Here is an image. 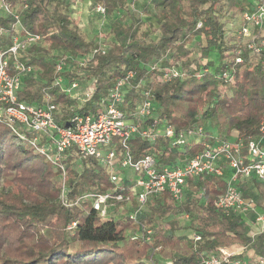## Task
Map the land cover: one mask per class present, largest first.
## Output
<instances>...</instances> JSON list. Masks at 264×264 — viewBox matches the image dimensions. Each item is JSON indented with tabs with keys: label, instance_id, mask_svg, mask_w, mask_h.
I'll return each mask as SVG.
<instances>
[{
	"label": "trees",
	"instance_id": "16d2710c",
	"mask_svg": "<svg viewBox=\"0 0 264 264\" xmlns=\"http://www.w3.org/2000/svg\"><path fill=\"white\" fill-rule=\"evenodd\" d=\"M92 1L102 5L108 16L126 4V0ZM5 3L10 10L0 14V53L18 34L41 37L20 60L35 73L24 77L19 99L42 104L46 92L60 111L56 116L59 126H67L73 114L93 113L115 82L131 72V89L121 107L126 117L148 92L157 117L176 132L201 124L225 138L231 135L232 140L245 142L257 135L264 113V65L238 36L248 0H152L153 14L148 13L156 24L154 40L137 37L133 26L111 27L109 34L121 31L126 42L107 41L103 44L105 53L94 54L86 67L79 70L70 63L61 72L56 69L60 60L57 52L78 57L98 46L86 40L68 15V3ZM196 37H201L199 43L194 41ZM212 51L219 55L213 69L209 60ZM169 65H176L183 77L163 81V70ZM59 76L66 82H93L91 99L73 108L69 97L52 85ZM167 144L162 137L154 143L134 138L130 142L133 161L154 152L158 165L171 163L176 156ZM68 153L63 183L55 166L0 123V264H148L151 245L130 238L131 233L139 232L138 225L125 215L102 220L91 202L82 198L87 193L113 190L108 173L94 160L75 161L72 151ZM224 184L223 178L203 176L188 180L180 202L174 203L166 193L149 201L148 212H142L138 222L152 230V246L160 247L159 254L165 260L203 264L217 247L233 245L264 260V227L249 237L239 215H226L213 205ZM239 188L264 214V183L246 179L239 182ZM249 189L257 191L252 198ZM117 192L126 194V190ZM181 219L185 223L182 228L200 234V241L180 237ZM71 223L75 226L68 229ZM244 255L239 253L222 264H246Z\"/></svg>",
	"mask_w": 264,
	"mask_h": 264
},
{
	"label": "built area",
	"instance_id": "2783aa9c",
	"mask_svg": "<svg viewBox=\"0 0 264 264\" xmlns=\"http://www.w3.org/2000/svg\"><path fill=\"white\" fill-rule=\"evenodd\" d=\"M71 1L74 5L78 4V0ZM248 1L242 11L244 25L239 29L238 36L244 40L251 54L259 57L264 65V0ZM0 3L5 13H9V5L5 0H0ZM93 10L101 17L106 16L105 9L100 4L93 5ZM200 26L198 23L197 27ZM40 40L41 37L36 34H18L13 37L10 47L0 53V123H5L19 141L26 142L55 166L60 171L63 183L70 151L76 158L75 161L92 159L104 168L114 185L113 190L101 194L87 193L82 198L91 202L93 210L102 220L125 215L136 223L139 232L131 233L130 238H139L143 243L151 245L148 264L171 262L161 257L160 247L152 246V230L144 228L138 222V217L152 198L164 193L174 203L180 202L184 198L188 180L209 175L223 178L224 190L213 205L226 215H239L249 226V237L262 231L264 214L252 199L243 196L239 182L255 179L264 183V113L257 135L245 142L240 139L232 140L231 135L229 138L220 136L214 130H206L201 124H193L176 132L165 120L157 117L148 92L143 93L146 99L135 103L133 111L126 117L121 107L131 89L132 73L128 72L109 89L107 96L98 103L93 113L73 114L67 126H59L56 120L59 111L50 102V95L46 92L42 104L19 99L24 77L35 73L32 67L24 65L20 60ZM105 51L106 46L102 44L90 53L78 57L61 55L56 69L61 72L68 64L74 63L81 70L94 54H104ZM236 62L239 63L240 58ZM223 75L228 79V75ZM177 77H183V73L176 65H169L163 70V81ZM52 85L58 86L69 97L73 108L83 106L94 92L93 82H66L62 76L57 77ZM159 137L168 141L169 151L176 156L173 162L158 165L154 152L133 161L131 140L137 138L154 143ZM118 189L126 190V194L117 192ZM118 206L117 213H114L113 209ZM74 226L75 223H71L68 229ZM186 232L189 239L200 241L201 236L197 232ZM243 250L240 246L217 248L202 263L222 264ZM248 255L251 261L248 264H264V260L253 252ZM232 264L242 263L235 261Z\"/></svg>",
	"mask_w": 264,
	"mask_h": 264
},
{
	"label": "rangeland",
	"instance_id": "374dc122",
	"mask_svg": "<svg viewBox=\"0 0 264 264\" xmlns=\"http://www.w3.org/2000/svg\"><path fill=\"white\" fill-rule=\"evenodd\" d=\"M64 1L65 3L67 2L69 6L68 15L71 18H73V20L76 21L79 28L83 31L86 40H91L97 45H102L107 41H113V40L119 43L126 42V37L124 36L123 33H121V31H117V33L114 32L113 34L111 33L109 34L111 27L118 28L119 26H133L135 27L134 30L136 36L146 41L154 40L157 36V33L155 32L156 24L154 22L153 15L149 14V13L153 14L152 0H126V4L122 9L115 11L110 16L106 15L105 17H101L100 15L94 12L93 10L94 4L92 0L77 1L78 2V4L76 3L77 7L79 6L83 7V12L79 16L77 15V17L73 15V13H75L76 10L74 9L76 7V5H74L75 3H72L71 0H64ZM4 12L5 11L0 5V14L4 15ZM144 34H147V36H144ZM200 40L201 37H196L194 41L196 43H199ZM62 54L63 52L61 51L57 52L58 56H61ZM218 57L219 55L214 51H212L209 54V60L212 61L213 63V65H211V69H213L217 65ZM222 90H225V88H223ZM256 193L257 191L255 189L248 190V195H250L249 196L250 198H252ZM254 199H256V197ZM259 206H261V204H259ZM118 209L119 206L117 208H114L113 212L117 213ZM148 210L149 207L146 206L143 209V212L147 213ZM180 225H181L180 228L177 230L178 234L180 235V237L185 235L187 236L188 235L186 232L187 229L182 228V226L184 227L185 225L182 219L180 220ZM247 229L249 231V226L247 227ZM217 248H225V247H217ZM244 254H243L244 255L243 261L246 264L251 263L250 258L248 257L249 256L248 253L245 252ZM158 259L160 258L158 257Z\"/></svg>",
	"mask_w": 264,
	"mask_h": 264
},
{
	"label": "crops",
	"instance_id": "0c3cea01",
	"mask_svg": "<svg viewBox=\"0 0 264 264\" xmlns=\"http://www.w3.org/2000/svg\"><path fill=\"white\" fill-rule=\"evenodd\" d=\"M74 9H76V10H75V13H73V15H75L76 17H77V15L79 16L83 12V7L82 6L77 7V5H76V7ZM233 246H237V245H233ZM245 252L249 254L251 251L248 250V249H244L243 252H242V254H244Z\"/></svg>",
	"mask_w": 264,
	"mask_h": 264
}]
</instances>
